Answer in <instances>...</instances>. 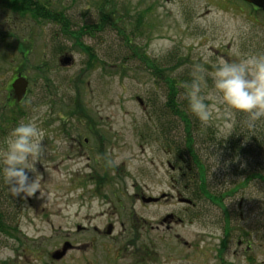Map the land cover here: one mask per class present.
<instances>
[{"label": "rangeland", "instance_id": "374dc122", "mask_svg": "<svg viewBox=\"0 0 264 264\" xmlns=\"http://www.w3.org/2000/svg\"><path fill=\"white\" fill-rule=\"evenodd\" d=\"M97 1L57 3L79 25L97 19ZM112 1L119 13L129 14L122 27L138 16L145 24V34L134 35L131 47L166 67L163 59L172 51L170 62L179 59L174 74L191 80L194 65L203 64L204 95L212 91V73L221 62L264 54V12L240 0ZM8 2L0 4V102H6L5 84L16 74L28 86L20 104L8 91L12 109L24 116L0 131V149L22 121H36L45 137L36 172L28 171L30 180L40 175L38 190L14 194L5 203L4 219L19 233L18 239L0 233V264H264L263 190L244 188V197L235 194L226 201V231L221 210L188 217L199 213V204L179 202L175 160L155 140L150 104H163V86L154 83L141 60L128 58L123 38L112 31L87 37L84 43L97 61L89 66L86 55L68 41L67 48L55 50L57 25L18 13ZM64 55L72 58L69 65H60ZM248 119L241 113L227 116L221 108L210 121L197 122L201 131L224 139ZM252 121L264 123V117ZM84 138L88 142L81 147ZM220 154L215 150L211 158L220 160ZM225 164L218 162L215 170L223 173ZM104 175L107 181L97 186L95 179ZM161 194L166 196L156 202L140 199ZM109 223L112 232L106 235ZM65 241L72 248L52 259Z\"/></svg>", "mask_w": 264, "mask_h": 264}, {"label": "trees", "instance_id": "16d2710c", "mask_svg": "<svg viewBox=\"0 0 264 264\" xmlns=\"http://www.w3.org/2000/svg\"><path fill=\"white\" fill-rule=\"evenodd\" d=\"M6 1H9L8 3L14 6L17 12L19 11L18 13L30 14L37 20L57 25L55 50L60 51L67 48L66 41H68L74 50L81 51L86 55L88 60L86 64L89 66L97 61L92 57L90 45L84 43L85 39L101 32H115L116 35L123 38L124 46L130 49L128 58L141 60V63L150 70L152 78L155 80L154 83L162 84L164 89L163 104L161 106H155V104L151 106L150 104V108H152L150 112L159 136L155 140L159 138L175 160L172 166L177 171L175 184L177 190L182 194L180 196L179 193V197L189 199L191 206L196 207L199 204V211H197L199 213L196 214V211L188 213L190 219L202 217L207 210L213 208L216 209V212L222 211L220 218H223V227H225L229 224L226 201L235 194L242 196L246 187H248L247 189L256 187L258 190L261 188L260 181L264 182V123L248 119L242 125V121H240V126H242H235L233 135L224 139L216 138L211 130L201 131L197 117L188 107V89L185 85L191 79L184 73L182 75L174 74L173 69L179 64V59L176 57L178 62L175 63L170 61H173L175 53L171 51L164 57L163 60L169 62V66L166 67L161 63L162 61L158 62L157 59L145 56L142 50L137 49V45L131 47L133 36H140L146 32L141 17L138 16L133 22L127 20L128 26L124 28L121 25L129 16L127 11L124 13L125 9H122L119 13L116 1L98 0L96 3L97 19L78 25L70 20L67 9L60 2L57 3L58 0ZM56 5L60 8L56 9ZM9 90L11 91V87ZM6 102L8 104L0 102V131L6 125H15L24 116L20 109L15 111L12 109L9 97ZM20 103L15 101V104ZM87 127L89 130L92 129V125ZM175 130L179 131L178 135H172ZM199 135L198 147L196 138ZM215 150L221 153L220 160L215 155L214 158H211ZM222 161H227V164L224 165V172L220 173L215 170V167L218 162L222 163ZM238 176H241L240 179L235 181L234 178ZM106 181L105 175L95 179L97 186ZM13 195L9 184L3 178V173L0 172V233L18 239L17 227L6 223L4 219L5 203L7 204ZM205 206L208 208L204 210ZM222 242L225 243L223 240Z\"/></svg>", "mask_w": 264, "mask_h": 264}, {"label": "clouds", "instance_id": "9594fccd", "mask_svg": "<svg viewBox=\"0 0 264 264\" xmlns=\"http://www.w3.org/2000/svg\"><path fill=\"white\" fill-rule=\"evenodd\" d=\"M205 71L203 64L194 65L193 79L185 85L189 110L201 122L213 119L221 108L230 117L237 113L252 120L264 117V54L221 62L212 73V91L208 95L202 94V89L207 87ZM44 137L45 131L36 121L29 120L18 123L4 141L0 149V172L15 195L38 190L40 175L30 180L28 171L36 172L35 163L44 152Z\"/></svg>", "mask_w": 264, "mask_h": 264}, {"label": "water", "instance_id": "95a60500", "mask_svg": "<svg viewBox=\"0 0 264 264\" xmlns=\"http://www.w3.org/2000/svg\"><path fill=\"white\" fill-rule=\"evenodd\" d=\"M242 1L264 11V0H242ZM71 60L72 58L69 55H64L60 58L59 62H60V65L66 66L71 63ZM27 86H28V81L22 75H18L11 82L10 87H11L13 96L17 102H20L25 97L26 92H27ZM163 197H164V194H161L160 198H163ZM158 199H159L158 197H142L141 198L142 202H145V203L156 202ZM178 200L179 202L190 203V200L186 198H179ZM111 232H112V224L109 223L106 226L104 233L108 235ZM71 247L72 245L69 242L65 241L62 244L60 249L55 250L51 254V258L55 260H60Z\"/></svg>", "mask_w": 264, "mask_h": 264}, {"label": "flooded vegetation", "instance_id": "af4514ba", "mask_svg": "<svg viewBox=\"0 0 264 264\" xmlns=\"http://www.w3.org/2000/svg\"><path fill=\"white\" fill-rule=\"evenodd\" d=\"M3 1L4 0H0V4L1 3H3ZM252 8H253V10L254 11H260V12H264V11H262V10H260V9H258V8H256V7H254V6H251ZM16 77V75L13 77V79ZM12 79V80H13ZM4 91L5 92H7V94L5 93V99H6V101H7V96H8V91H9V84L8 83H6L5 84V89H4ZM1 93H2V91H1ZM12 93V92H11ZM5 103H7V102H5ZM95 129V128H94ZM89 132L91 133L92 132V130H89ZM96 134V137L99 139V137H100V135L98 134V133H95ZM88 141H87V139H85L84 138V140H83V144H80V146L81 147H83V145L84 144H86ZM96 160V159H95ZM102 172H103V170H102ZM96 175V174H95ZM89 177H91L92 176V174L91 175H88ZM94 177V176H93ZM98 177V176H97ZM261 182V188L259 189V192L261 191V190H264V182L263 181H260ZM246 188H248V187H246ZM261 193H263L262 191H261ZM142 197H144V196H140V199L142 198ZM262 209H264V205L262 206ZM222 230H224L225 231V228L224 227H222ZM244 234H243V232H242V236H243Z\"/></svg>", "mask_w": 264, "mask_h": 264}]
</instances>
